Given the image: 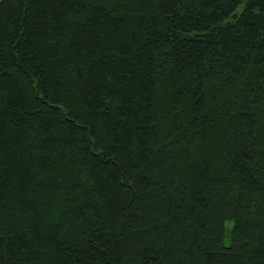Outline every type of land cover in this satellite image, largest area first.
I'll return each instance as SVG.
<instances>
[{
    "label": "trees",
    "instance_id": "obj_1",
    "mask_svg": "<svg viewBox=\"0 0 264 264\" xmlns=\"http://www.w3.org/2000/svg\"><path fill=\"white\" fill-rule=\"evenodd\" d=\"M0 264H264V0H0Z\"/></svg>",
    "mask_w": 264,
    "mask_h": 264
}]
</instances>
